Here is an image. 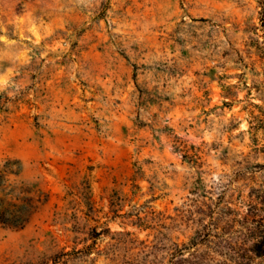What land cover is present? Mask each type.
Here are the masks:
<instances>
[{
	"label": "rangeland",
	"instance_id": "1",
	"mask_svg": "<svg viewBox=\"0 0 264 264\" xmlns=\"http://www.w3.org/2000/svg\"><path fill=\"white\" fill-rule=\"evenodd\" d=\"M0 264H264V0H0Z\"/></svg>",
	"mask_w": 264,
	"mask_h": 264
},
{
	"label": "trees",
	"instance_id": "2",
	"mask_svg": "<svg viewBox=\"0 0 264 264\" xmlns=\"http://www.w3.org/2000/svg\"><path fill=\"white\" fill-rule=\"evenodd\" d=\"M39 203L40 200H36L31 196H23L21 205L16 209L0 210V222L14 229H22L36 212ZM255 251L258 255H263L264 247L262 244L257 243Z\"/></svg>",
	"mask_w": 264,
	"mask_h": 264
}]
</instances>
